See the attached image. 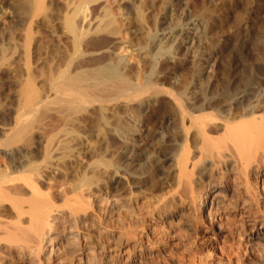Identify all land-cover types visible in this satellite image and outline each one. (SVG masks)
I'll use <instances>...</instances> for the list:
<instances>
[{
    "label": "bare ground",
    "instance_id": "bare-ground-1",
    "mask_svg": "<svg viewBox=\"0 0 264 264\" xmlns=\"http://www.w3.org/2000/svg\"><path fill=\"white\" fill-rule=\"evenodd\" d=\"M21 1L23 6L29 5L30 2L33 4V0ZM40 1L42 0H35L36 9ZM97 1H79L78 3L83 4V9L80 7L77 15L68 14L69 16L64 17L63 31H56L53 27L50 31L47 29V34L51 38L56 36L64 49L62 55H59L57 66L53 69L50 65L52 71L48 69L51 72L43 84L45 88L39 90L35 87L26 62L27 75L19 93L21 103L13 114L10 121L12 124L5 130L2 129L0 137V264L7 261L12 264V248L28 252L34 258L46 255L45 257L54 260L56 264H101L99 256L93 253L98 249L95 248L94 242L87 241L91 234L86 231L89 223L95 221V217H100L93 214V220L90 214L86 213L89 209H95L96 204L88 202L90 200L87 198L91 197L89 195L84 196V199L82 192L96 187L102 193L117 194L120 191L130 192L132 186L129 188V185L132 184L140 188L149 184L150 187L151 184L155 186L154 183L157 182L154 177L159 175L158 172L166 174L165 170L163 171L165 164H169V168L176 171L175 180L171 179L176 181L174 191L179 190L188 199L195 196V177L207 179L204 196L207 204L215 202L224 191L237 197L239 189L243 188L249 197L241 202V215L244 219L239 220V225L234 223V220L227 224V237L223 239V247H219L226 257H220L215 256V253H206L202 245L197 246L199 243L188 244L190 246L187 245L188 247L182 250L173 247L166 255L153 248L154 244L147 245L146 249H137L136 244L140 245V241L136 231L139 226H143L144 217L135 219V216L133 220L130 218L126 222L129 226L123 222L122 219L125 218H120L122 222L115 224L119 223L117 244L120 247L121 264H262L263 258L255 259L254 255L247 254V249L243 251L239 240L247 233V241L254 249L258 239L264 238V232L257 228L259 222L264 225V201L259 200L264 197V189L263 186L251 187L249 181L254 176L259 178L260 183H264L263 84L260 83L261 87L255 86L253 76H246L243 80L241 76H237L238 81L231 80L232 83L221 85V89L212 90L213 82L223 78L219 77L218 72L219 68L225 69L221 67V63L224 65L221 59H228L222 56L223 45L217 47L213 45L212 40L206 39V24L204 25L201 18H194L190 24L186 23L190 14L189 7L185 4L187 0L175 1L184 2L176 6L178 14L176 11L173 13L175 6L166 7L167 2L172 3L174 0H160V12L164 15L161 21L157 22L161 25L168 20H175L174 27L167 32L162 29L147 32V43L145 42L141 49L137 47L138 50L130 45L132 37L128 36L130 32L124 30L125 23L114 16L113 10L108 7L107 10L102 9L104 15L101 20L92 24V10L86 5L98 3ZM105 2L104 4H107ZM137 15V20L145 19L141 11L136 17ZM180 25L191 29V35L183 42L178 40L183 33ZM243 29L246 37L240 38V47H243L244 53H248V48L251 47L257 49L258 44L264 46V28L255 31L254 37H251L254 31L248 29V25ZM39 34L38 32L37 35ZM25 35L28 41L30 35L28 32ZM183 37L180 39L183 40ZM66 41L69 45L65 44ZM189 46L193 47L191 54H187ZM233 48L231 49L234 53V50L240 49ZM228 53H231L230 50ZM186 54L190 56L185 59L192 68L191 72L187 71L190 72L187 75L185 72L181 81L180 78L177 82L172 79L173 84L169 87V81L164 80L171 74H162L164 65H176ZM235 56L240 61L237 52ZM26 59L29 60L28 57ZM145 60L149 62L148 65ZM226 78L228 80V77ZM227 80L223 82L226 83ZM164 82L168 83V88L164 86ZM160 95L166 100L164 104V99L161 100L163 96ZM149 107L165 113L160 125L154 122L157 126L152 129L144 125V117ZM93 125L96 128L94 136L96 135V140L100 141L102 148L93 149L94 154L95 151L97 153L95 156L93 154L92 161L85 165L82 153L88 152V148H95V144L86 149L81 139L83 140L84 134L87 135V128ZM162 127L164 130H161ZM38 130L42 134V140L34 143L29 135ZM99 150L101 152L98 153ZM89 151L91 152L90 149ZM141 161L145 162L139 163ZM222 162L230 163L231 175L229 178L220 177L218 180V175L223 172L220 170ZM150 166L152 170H149ZM51 168L57 169L56 172L58 169L59 172L66 169L65 173L71 169L74 175H77L74 182H71L73 197L69 199L66 196L68 199L64 198L66 201L63 202V207L56 203L47 191L48 188L43 189L40 184L39 179ZM169 171L172 173L171 169ZM168 173L162 176L164 181L169 177ZM116 174L119 177H114ZM159 183L161 185V182ZM161 207L165 208L167 205L162 204ZM172 207L174 209L173 205ZM206 215L210 220L205 222L201 216L197 217L194 213L193 219L185 224L201 222L200 225L214 230L216 237H221L225 226L223 228L222 223H219L216 230L211 222L213 215L209 212ZM59 218L62 219L64 231L62 240L57 239L61 224Z\"/></svg>",
    "mask_w": 264,
    "mask_h": 264
},
{
    "label": "rangeland",
    "instance_id": "rangeland-1",
    "mask_svg": "<svg viewBox=\"0 0 264 264\" xmlns=\"http://www.w3.org/2000/svg\"><path fill=\"white\" fill-rule=\"evenodd\" d=\"M79 1H81V0H79ZM79 1L78 0H44L43 1L42 0L38 3L37 9H36V5H34V4H36V3H34L35 0H33V4L30 2L31 5L29 3H28L29 5H27V6L25 5L26 7L23 6L24 4H22L23 1H21V0H0V137L2 136V132H3L2 129L5 130L7 128V126L9 127L12 124V122H10V121L12 120L14 112L18 108V104L21 103L20 98H19V96H20L19 93H21V89L23 87L25 77L27 75L26 69H25L27 66L26 62H28V66L30 69L29 73H30V76H32L31 78H33V82H34L35 87L38 88L39 90L45 88V85H43V84H45L47 78L49 77L50 72L52 71L51 70L52 67L54 69V67L57 66V64L59 62L58 60L60 59L59 57L62 55L61 53H63V49H64L63 44L58 40V38L56 36L51 38L49 36V34H47L48 33L47 29H49V31H50L51 30L50 28L53 27L56 29V31H59V32L63 31L64 30L63 29L64 17L69 16V15H77L78 9L81 6H83V4L81 2L78 3ZM175 1L176 0L172 1V3L174 5H171L172 3H170V2H167L168 4L166 5L167 8H172L175 6L173 8V13H174V11L177 12V10H176L177 5L184 4V2H181V1L175 2ZM182 1H185V0H182ZM262 1L264 2V0H258V1L257 0H187V1H185L186 2L185 4L189 7V10H190L189 11L190 17L188 16V18H187L188 21L186 23L190 24L194 18H201L204 22V25L206 24L205 25V32L207 33L206 39L212 40V43L214 42L213 45H215L217 47L218 46L221 47L223 45L224 48H222L223 49L222 56L226 57L225 59H228V60H222L223 59L222 58L221 61L222 62L224 61L223 63H224V65L225 64L226 65L224 66L221 63V67L222 68L224 67L225 69H221V68L218 69V72L220 75L219 77H223L225 79L220 78V80L219 79L217 81L215 80L213 82L212 90L213 89L219 90L221 85L225 86L227 83H229V84L232 83L231 80L232 81H238L239 80L238 77H240V76H241L240 78L242 80H243V78H246V76L247 77L253 76L252 78H254V80H255L254 81L255 86L261 87L262 84H263L262 86H264V81H263L264 80V48H263L264 46H261L259 44L258 45L255 44L257 49L252 48V47H251L252 49L248 48L250 50V51H248V53L246 51L244 53L243 47H240V43H241L240 38L245 36L244 35L245 32L243 29V27L245 25H248V29L254 31V32L251 31V32H253V35H251V37H254L256 32H258L260 29L262 30L264 28V3ZM97 2L99 4L94 3L95 4L94 5V4H90V3L89 4L85 3V4H87L86 6L89 5L88 8L92 10V16L90 15L92 24H96L99 22V20H101V18L104 15V12H103L104 9L106 8V10H107V7H108V9L113 10L114 16L120 18L125 23L124 30H126L128 33L130 32L128 34V36L131 35L130 37H132L131 38L132 42H130V45H132L131 47L133 49H136V50H138L137 47H139V49H141V47L145 46L144 44L147 43L146 42L147 41L146 36H145L147 32L151 31V33H152V32H154L155 29H162V30H164L163 32H167L170 28L174 27L173 21H175V20H173V21L168 20L169 21V22L167 21L168 23L166 22V23L161 24V25L159 24V22H157V21H161L163 15H164L162 13V11L160 12V5H161L160 0H106L107 4H104L105 0H101V2L98 0ZM91 5H93L92 8H90ZM250 5L253 8H251ZM81 8L83 9V7H81ZM254 8H256V9H254ZM75 9H77V10L75 11ZM102 9H103V11H102ZM250 10H255V11L250 12ZM140 11L143 13V18H145L142 21H140V19H138V20L136 19V18H138V15L136 17V14H138ZM102 12H103V14H102ZM71 13H73V14H71ZM176 14H178V12ZM92 19H94V20H92ZM157 24H159V25H157ZM177 27H179V25ZM180 28L183 31V33L179 37L181 39L183 36L184 37H183V40H181L180 38H178V40H179V42L180 41L183 42L185 40V38H187L188 36L191 35V29H189L188 27L185 28L182 26ZM33 31L34 32L38 31L40 34L37 35L38 32L35 34ZM27 32L30 35L28 41L25 38L26 35L24 36V34L25 33L27 34ZM140 32H142V33H140ZM33 33L35 34V36H33L34 35ZM232 33L234 34L235 37L233 36ZM237 33L240 36L237 35ZM241 34H242V36H241ZM210 36H212V38ZM230 37H231V39H230ZM234 38H235V40H234ZM236 39H238V40H236ZM231 43H235V44L231 45ZM27 44H29V45H27ZM61 44H62V46H61ZM65 44L69 45L68 42ZM255 45H253V47H255ZM26 46L28 49L26 48ZM229 47H230V49H229ZM231 48H233V49L240 48V49H237L234 51H236L238 53L239 59L241 58L240 59L241 62L235 56L236 52L234 53ZM248 49L246 48V50H248ZM24 50L26 51L25 53H24ZM192 50H193V47L191 48L189 46L187 54H191ZM229 50L231 53H228ZM28 52H29V54L27 55ZM232 53H234V54H232ZM187 54L185 56H183L184 58H182V56H181L182 60L181 59L178 60L179 61V62H177L178 65L177 64L173 65V64H169V63L164 65L165 67H163V69H162V71H163L162 74H165V75L171 74V76H172V77L169 76L168 77L169 79L165 78L164 81H166V80L169 81V82L167 81L169 84L164 82V86L166 88H168V86L169 87L172 86L173 80L177 82L178 78H180V81H181V78L185 77V76H183V75H185V72H186V75H187V73L189 74L191 72L192 68H191V66H189L190 64L185 59ZM260 55H261V57H260ZM233 56L236 57L237 59L234 58ZM26 57H28L29 60L28 59L25 60ZM187 57H190V56L188 55ZM183 60H185V61H183ZM234 60H236V61H234ZM146 61L147 60H145V62ZM146 64L148 65L149 62H146ZM229 64H230V66H229ZM233 64L235 66H233ZM50 65H52V67ZM48 69L51 71H49ZM187 69H189V70H187ZM48 71H49V74H47ZM187 71H190V72H187ZM220 71L222 73H224L223 76H221L222 73ZM250 72H252V73H250ZM246 73H249V74H246ZM253 73H255V74H253ZM250 74H252V75H250ZM225 76L228 77V80L230 78V80H229L230 82L227 80V78ZM173 77H175V78H173ZM223 80H224V82L227 80V82L224 83ZM220 81H222V82H220ZM258 83H259V85H258ZM260 83H262V84H260ZM167 84H168V86H167ZM160 96H163V95H160ZM160 96H159V98H161ZM161 100H163V104L166 101L164 96L162 97ZM151 108L150 107L148 108V110L146 111V115L144 117L145 122H146L144 125H146L145 126L146 128L150 127V129L154 128L156 124L160 125L159 123H161L162 116H163V114L165 115V113H163L162 110L161 111L155 110L154 107H153L154 109L153 108L151 109ZM148 118L151 121H149ZM163 127L161 128V130H164L165 127L164 128ZM88 128L86 131L87 135L84 134L83 140L81 139V141L83 143V147H86V149H87L88 147H93L92 145L95 144L94 145L95 148H88L86 150L88 152L82 153L83 159L85 160V161L83 160L85 165L88 162H91L93 157L97 153V151H95V154H94V152L92 150L93 149L98 150L99 147L102 148V146H100V143H99L100 141L98 142L96 140L98 138H96V135L94 136V134L96 133L95 126L93 125L92 127L90 126ZM41 137H42V134L39 130L36 132L33 131V133H31V135H29V138L34 143H36V141L39 142L40 140H42ZM88 141H90L89 142L90 144L88 143ZM85 144H86V146H84ZM89 149L93 153H91L89 151ZM99 152H101V150H99L98 153ZM93 154H94V156H93ZM144 162L145 161H143V162L141 161L139 163H144ZM222 163H221L222 169H220V170H221V172L222 171L223 172H222V174L220 173V175H218V180L220 179V177L229 178L230 177L229 175H231L230 174V172H231L230 171V165H229L230 163L229 162L228 163L222 162ZM168 165L169 164H165L164 165L165 169L163 168V171L165 170L164 173L166 172L165 175H163L162 172H158L160 177H159V175H157V176L154 175L155 176L154 181H156L157 183H154V184H156L155 186L153 184H151L153 187L152 186L150 187V184H149V186L147 185V187L140 188V187H137L136 185L133 186V184H132V185H129V188H130V186H132L130 188L131 189L130 192L120 191L117 194L115 192L114 193L113 192L112 193L107 192V194H105V193L100 192L99 189L97 190L96 187H95L96 189L93 187L94 189L90 188L89 190L86 189V191L84 190V192H82L84 199H86L84 196L87 197V195H89L91 197L88 196L89 198H87V199L90 200L88 202L89 203L93 202V204L94 203L96 204L95 209H91V210L89 209L90 212L87 210L86 213H89L91 218L92 217L94 218L97 214L100 217L98 219H96V217H95L94 218L95 221H91L90 222L91 224L89 223V227L87 228L86 231H88L91 234L90 237H88L89 239H87V241L88 242H94L95 248L98 249L97 251L95 250V252H93V253H94V255L99 256L100 261L102 262L101 264H121L120 247L117 244V241H118V236H117L118 235V233H117V231H118L117 227L118 226L117 225L119 223L115 224V222H119V221L122 222V220H123V222L126 224V226L127 225L129 226V224H127L126 222H128L130 220V218H132L131 220H133L135 216H136L135 219H137V218L142 219L144 217L143 226L141 225L138 227L139 229L137 228L138 230L136 229L137 230L136 232L138 233L139 241H140V243H139L140 245L136 244L137 249H139V248L146 249L147 245L154 244V245H152L153 248L155 247L156 250H158V251L161 250V252H163V255L164 254L166 255V254H168V252H170L173 249V247H176V248L182 250V249H185L186 247L190 246L188 244L196 245V243H199L197 246L202 245L201 247H203V249L206 253H212V254L215 253L214 254L215 256L226 257V256H223L224 253H222L220 248L223 247L222 246L224 243L223 239H225L227 237V234H228L227 230H229V228H228L227 224L233 222V220H234L235 221L234 223H237V225H239L241 223L240 221H242L244 219L241 215V213L243 211V209H240V208H242L241 202H243V199L244 200L249 199V197H247V194L244 192V189L243 188L239 189V196L237 195V197L234 195H231L230 193L228 194V192L224 191L220 194V196H219L220 198L217 197L215 199V202L213 201V203L207 204V200L204 197L205 193H206L207 179L205 177L202 178V177H195L194 176L195 177V181H194L195 182V184H194L195 196L192 197L193 199L192 198L188 199V197H185L184 195H182L179 190L174 191V189H176L175 188L176 186L174 187V185H176L175 184L176 181H174L175 177H176V171L173 168V170L175 171V172H173L172 168L171 167L169 168ZM148 168H150L149 170H152V166H150ZM169 169H171L172 173L169 171ZM56 170L57 169L54 170L52 168L49 171L47 170V172H44L45 174H43L44 177H41L39 180H41L40 181L41 187L43 189L48 188L47 191L50 192L51 196L56 201V203L59 206L63 207L64 206L63 202L66 201V200H64V198L68 199L71 196L73 197V195L71 193V188H72V183L74 182L73 180L76 179L77 175L75 174L76 175L75 176L74 172L71 169L67 170V172L69 171L70 173H67V172L65 173L66 169L65 170L62 169L64 171H60V172H59L60 169H58L57 172H56ZM167 173L171 175V178H169L170 175H168L169 176V177H167L168 179L166 178V180L164 181V177H162V176H166ZM72 174H73V176H72ZM114 177H119V175L116 174ZM161 177H162V179H161ZM173 178H174V180H171ZM197 178H198V180H197ZM249 181L251 182V184H250L251 187H253V188L258 187L259 188V187L263 186L262 188L264 189V183H260L261 181H259V178H256L253 176V177H251V179ZM159 182H161V185ZM148 187H149V189H148ZM177 189H178V187H177ZM241 189H243V191ZM124 192H126L127 194ZM173 192H175L177 194H173ZM69 194H71V195H69ZM176 195L178 198L176 197ZM263 196H264V194H263ZM179 197H181L183 199L180 200ZM167 198L169 199V201ZM172 198H173V200H171ZM195 198H196V200H195ZM163 199H164V201H162ZM178 199L181 202H179ZM158 200H160L161 202ZM170 200H171V202H170ZM259 200L264 201V197L260 198ZM172 202L173 203L175 202V203L173 204ZM170 203H171V205H170ZM192 203H194V204L196 203L197 205H195V206L197 208ZM218 203H219V205H218ZM61 204H63V205H61ZM159 204H160V206H159ZM162 204H166L167 207L162 208L161 207ZM172 205L174 206V209H172L173 208ZM154 207H155V209H154ZM140 208H141V210H139ZM66 209L67 208H65V210ZM198 209L200 211H198ZM92 210H96V211L91 212ZM118 210H120V211H118ZM150 210H152V211H150ZM190 211L192 213H190ZM197 212H199V214ZM208 212L213 215V219L211 220V222L214 225L215 229L219 223H222L223 228L225 226V229H224L225 231L221 233L222 236L219 238L216 237V235L214 234L215 233L214 230H210L208 227H205L202 224L200 225L201 222L192 223V224H185L188 222V220L193 219L194 213L197 217L201 216V218L204 219L205 222H206V220L207 221L210 220V219H208V216L206 215ZM120 214H121V216H120ZM120 218L121 219L125 218V219L121 220ZM186 218H187V221L185 222ZM99 219H100V221H99ZM117 219H118V221H117ZM227 219H229V220H227ZM59 221L61 224H59L60 226H59L58 230H60V231H59L57 239L62 240L64 237V233H63L64 231H62V228H63L62 227V219L59 218ZM145 227H147V228H145ZM257 228L260 229L259 231L264 232V225L262 222H259L257 224ZM184 233L186 236L184 235ZM246 235H247V233L243 234V236L240 237V240H239L241 243L240 245H243V247L241 246V248H243V251L244 250L246 251V249H247L248 253L247 252L246 253L249 255L251 254V256L254 255L255 257L253 256V258L256 259L258 257H261L264 260V256H263L264 255V238L258 239L257 244L253 247L254 249H252V247H250V242L247 241L248 236H246ZM184 239H186V240H184ZM191 239H192V241H191ZM190 241H191V243H190ZM249 247H250V249H249ZM4 251H5V249H4ZM45 256L46 255L42 254L38 258H34L33 255L29 254L28 252H21L17 248H12V258L13 259L11 260L12 261L11 263L12 264H56V262L54 260L48 259ZM76 258H78V257L76 256ZM8 263L9 262L7 261L5 264H8ZM68 264H71V263L68 262ZM262 264H264V261Z\"/></svg>",
    "mask_w": 264,
    "mask_h": 264
}]
</instances>
